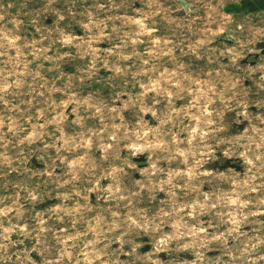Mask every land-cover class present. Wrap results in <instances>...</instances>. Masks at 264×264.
<instances>
[{
	"label": "rangeland",
	"instance_id": "374dc122",
	"mask_svg": "<svg viewBox=\"0 0 264 264\" xmlns=\"http://www.w3.org/2000/svg\"><path fill=\"white\" fill-rule=\"evenodd\" d=\"M0 264H264V0H0Z\"/></svg>",
	"mask_w": 264,
	"mask_h": 264
}]
</instances>
